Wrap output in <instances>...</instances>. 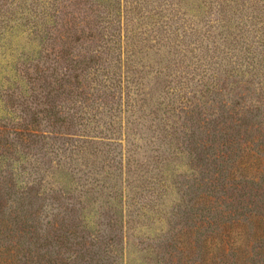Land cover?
<instances>
[{
  "label": "rangeland",
  "instance_id": "obj_1",
  "mask_svg": "<svg viewBox=\"0 0 264 264\" xmlns=\"http://www.w3.org/2000/svg\"><path fill=\"white\" fill-rule=\"evenodd\" d=\"M51 106L78 117L51 125ZM34 112L48 136L22 141L16 124ZM247 151L262 157L251 178L238 163ZM205 192L220 223L264 217V0H0V229L13 227L20 253L55 264H218L201 261ZM234 230L243 248L246 229ZM260 243L251 241L257 264Z\"/></svg>",
  "mask_w": 264,
  "mask_h": 264
},
{
  "label": "trees",
  "instance_id": "obj_2",
  "mask_svg": "<svg viewBox=\"0 0 264 264\" xmlns=\"http://www.w3.org/2000/svg\"><path fill=\"white\" fill-rule=\"evenodd\" d=\"M221 10V8H220ZM88 25L91 26V22L88 21ZM93 25V22H92ZM93 55H90L89 57H92ZM89 60L87 62H91L92 61ZM115 86H118V83H112ZM127 89V86H125ZM139 82L138 83H134V87H133V91L137 94L140 95L142 94L141 92V88H139ZM128 91L129 90H124V93L126 94V96H128ZM109 97H114V93H110L108 94ZM142 99V98H140ZM133 100V99H132ZM112 103V102H111ZM118 100H117V105H118ZM124 104L126 105L127 110L131 111L130 114L134 115L137 119L141 118L142 116H144V112H142V114H134L135 111L129 109L130 107H132V109H136V110H140L142 108V104L140 103L137 106V103L135 101V103H130L128 100L124 101ZM135 106H137L135 108ZM113 108V104L110 105L109 110H111ZM117 108V106L115 107V109ZM61 112V113H60ZM150 112H152V115L154 114V110L150 109ZM110 114H113L112 112H110ZM53 117L50 120L51 125H54L56 122L58 124L64 123V122H70L73 123L74 121H76L77 113L76 112H70V113H66L65 111L59 110V109H55L54 106H51L50 108H48V114L47 117L49 119V117ZM129 120V119H128ZM150 120H152V117L150 118ZM131 122H134L135 119H131ZM40 120L39 117L37 115V112H34V118H32L29 122H26L24 127L20 128L18 127L19 125L16 124V134H17V138L20 140H27L28 138H30L31 140H33L34 142H38L40 139H44V137L48 136L46 135V133L40 131V126H39ZM139 124H144L143 122H136V126L133 127L131 130L133 132L138 133L139 137L142 136L141 132H138L136 130H138V125ZM144 126V125H143ZM145 128H147L149 131L154 132L153 129H151V125H147ZM109 129V128H108ZM141 129V128H140ZM181 132L177 129H175L173 132L177 133ZM193 133V131H192ZM51 138H56L57 136H50ZM229 139V138H228ZM112 141V140H111ZM114 141V140H113ZM150 142H153V140L151 139ZM188 142L192 143V146H190L188 149V157H189V161L190 163L194 160V159H198L197 158V154H192L191 151H194L195 153V148L197 147L196 145V140L193 141H189L188 138ZM14 142H11V145ZM117 145H121V143H116ZM131 145L133 146V148L130 147H126V151L128 152V154L131 152H135L138 144L131 142ZM225 146L224 150L225 152H223V154L221 156H217V158L222 157L221 160H223L227 155L226 152L227 150L230 148V143L227 142V140H223L221 141V146ZM178 147V146H177ZM220 148V147H219ZM111 148L108 149V151H110ZM152 149H154V151L156 152V154L152 155V162L154 164H157V162L159 161L158 159V147L155 146ZM181 151V149H180ZM245 157V158H244ZM216 158V159H217ZM218 160V159H217ZM132 161L137 162L138 164V160L137 159H132ZM224 160L221 161V163H219V165L221 166V168H219L220 171H222V169L224 166ZM189 163V162H188ZM238 163L241 164V168L243 169V172L240 170V173L246 177L248 176L249 178H251L252 176H255L258 171H260V165L262 163V157L260 156V153H258L257 151L254 152H250L247 151L246 153L242 154V158H239ZM252 169H254L252 171ZM239 171H237V169L235 171H231L230 168L228 167V175L232 174L233 178L232 179H236L237 178V173ZM211 181V178L210 180ZM211 185V183H210ZM221 186H223V184H221ZM216 187V186H214ZM212 189V188H210ZM199 204H201V206L199 207V210L201 211H206V214H201V218L204 217L205 218V223H206V230H204V236L202 238L201 243L203 244V252H204V256L201 258V261L206 263V262H214V263H218L220 264V262H222V264H224V260L228 259L229 257H233L234 258V262L236 263H242V264H249L248 262H254V264H257V259L254 257L256 251H253V249L255 248L254 245L251 244L252 239L253 240H258L260 241L261 239V243L259 244V247L262 246L264 244V241H262V237L264 236V217L262 216H255V213L253 215V220L248 219V216H244V219L240 220V218L236 217V216H232L229 215V218H225L222 220V223L219 222V219L214 215V214H210L209 212L214 209V205L213 202L211 200V194L205 192V194L202 196V201L198 202ZM19 218V215L16 214V217H13L14 221L11 222V224L15 225L17 224V220ZM7 219V218H6ZM246 219H248L249 221H247ZM244 220V221H243ZM252 223V224H251ZM1 225H4V223L1 221L0 222ZM63 225V222H61L60 226ZM244 226L246 230V237L244 239L245 246L243 248H241L242 245L239 244L238 242V234L235 232L234 228L237 226ZM248 225L251 226V230L248 231V229L246 228ZM13 230L12 226L6 227L4 229H0V232L5 234L4 237L0 236V264H45L46 262L48 264H55L54 262H51L50 260H30L31 258H29V254L30 251H23L22 253H20L21 250L25 249L23 247L19 248V244L17 243V241H14L13 243H11L12 238H11V232ZM182 242V241H181ZM194 242V238H189L188 240V245L190 243V245ZM27 249H29L27 247ZM27 253V255L25 254ZM261 262L259 264H264V259L260 260Z\"/></svg>",
  "mask_w": 264,
  "mask_h": 264
}]
</instances>
